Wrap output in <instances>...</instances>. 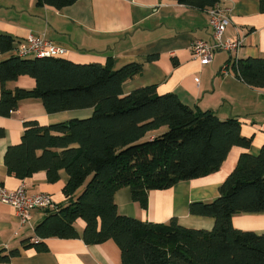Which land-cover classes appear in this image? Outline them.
<instances>
[{"label":"trees","instance_id":"1","mask_svg":"<svg viewBox=\"0 0 264 264\" xmlns=\"http://www.w3.org/2000/svg\"><path fill=\"white\" fill-rule=\"evenodd\" d=\"M37 1L60 9L76 0ZM176 1L206 7L218 0ZM259 5L264 10V0ZM13 47L14 39L0 32V52ZM232 66L246 84L264 85V58H238ZM140 69L137 62L113 69L58 54H11L0 60V116H9L19 99L28 96L39 98L46 113L92 109L87 117L51 124L26 120L20 141L4 153L7 172L18 178L45 170L47 179L55 181L63 169L68 175L66 196L83 186L74 200L46 212L34 227L37 240L24 239L23 248L45 251L43 240L53 236L80 237L86 244L112 239L120 250V264H264V232L232 224L237 213H264V144L256 155H239L215 199L190 203V213L214 219L210 230L182 226L175 217L154 223L119 214L114 201L119 188L128 186L132 200L146 207L150 190L213 172L232 146L250 145L236 118L221 120L212 111L191 108L173 93L157 94L152 86L123 94L124 80ZM19 75L33 78L34 87L7 88ZM78 218L85 223L81 234L74 227ZM19 253L0 249V262Z\"/></svg>","mask_w":264,"mask_h":264},{"label":"crops","instance_id":"2","mask_svg":"<svg viewBox=\"0 0 264 264\" xmlns=\"http://www.w3.org/2000/svg\"><path fill=\"white\" fill-rule=\"evenodd\" d=\"M214 4L225 8L230 18L223 38H238L241 43L236 50H217L210 62L201 63L191 45L195 39L212 42L209 6H189L176 0H76L56 9L37 0H0V32L10 35L14 46L29 33H41L64 48L58 55L76 63L98 62L117 69L137 62L141 69L124 80L123 94L146 86H152L157 94L173 93L193 109L212 111L221 120L236 118L241 134L250 139L249 147L232 146L217 170L150 190L146 207L132 200L128 186L119 188L114 201L121 215L154 223H167L175 217L182 226L210 230L214 219L190 213V203L215 199L239 155H256L264 144V85L246 84L232 66L235 56L264 58V10L259 0H218ZM11 52H0V60ZM225 64L227 74L221 72ZM34 85L28 75L6 83L9 89H32ZM91 112V108H84L46 113L39 98H20L16 110L0 116V127L5 129V136L0 137V186L12 190L23 184L28 194L46 192L57 207L74 200L83 186L72 197L66 196L63 187L68 175L63 169L55 181L47 179L45 170L18 178L7 172L4 153L9 145L20 141L26 120L51 124L87 117ZM163 129L150 131L148 136ZM45 214L46 209H34L29 221L20 225L13 207L0 201V249L20 252L0 264H120V250L112 239L86 244L80 237L53 236L43 240L45 251L23 248L22 241L35 237L34 227ZM232 224L263 233L264 213H237ZM84 225L81 218L74 222L79 234Z\"/></svg>","mask_w":264,"mask_h":264},{"label":"built area","instance_id":"3","mask_svg":"<svg viewBox=\"0 0 264 264\" xmlns=\"http://www.w3.org/2000/svg\"><path fill=\"white\" fill-rule=\"evenodd\" d=\"M209 24L212 29V42H206L202 39H195L192 42L191 49L195 58L201 63L211 61L217 50H236L241 40L238 38H223V33L230 18L225 8H220L217 4L209 6L207 9ZM64 48L48 40L41 33H29L22 41H19L12 48V55L20 57H44L59 54ZM238 58H233L236 61ZM228 65H223L221 72L228 73ZM0 201L10 204L18 216V223L25 224L30 219V213L34 209L56 210L57 205L51 195L46 192H37L28 194L23 184L12 190L0 186ZM32 240H37L33 237Z\"/></svg>","mask_w":264,"mask_h":264},{"label":"water","instance_id":"4","mask_svg":"<svg viewBox=\"0 0 264 264\" xmlns=\"http://www.w3.org/2000/svg\"><path fill=\"white\" fill-rule=\"evenodd\" d=\"M50 209H46V212H48Z\"/></svg>","mask_w":264,"mask_h":264},{"label":"rangeland","instance_id":"5","mask_svg":"<svg viewBox=\"0 0 264 264\" xmlns=\"http://www.w3.org/2000/svg\"><path fill=\"white\" fill-rule=\"evenodd\" d=\"M147 134H151V132L150 133H147Z\"/></svg>","mask_w":264,"mask_h":264}]
</instances>
